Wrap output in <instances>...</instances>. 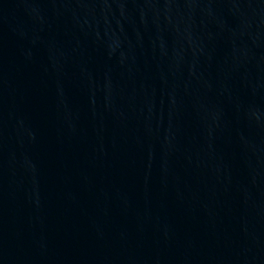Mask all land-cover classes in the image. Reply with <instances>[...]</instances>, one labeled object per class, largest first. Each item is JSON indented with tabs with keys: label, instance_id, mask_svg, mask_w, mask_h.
I'll use <instances>...</instances> for the list:
<instances>
[{
	"label": "water",
	"instance_id": "95a60500",
	"mask_svg": "<svg viewBox=\"0 0 264 264\" xmlns=\"http://www.w3.org/2000/svg\"><path fill=\"white\" fill-rule=\"evenodd\" d=\"M0 264H264V0H0Z\"/></svg>",
	"mask_w": 264,
	"mask_h": 264
}]
</instances>
